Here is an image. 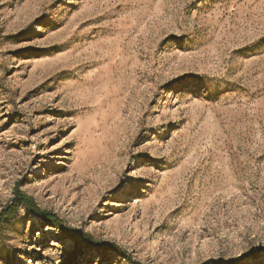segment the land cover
<instances>
[{"label":"rangeland","instance_id":"obj_1","mask_svg":"<svg viewBox=\"0 0 264 264\" xmlns=\"http://www.w3.org/2000/svg\"><path fill=\"white\" fill-rule=\"evenodd\" d=\"M18 188L101 246L21 204L0 264H264V0H0Z\"/></svg>","mask_w":264,"mask_h":264},{"label":"trees","instance_id":"obj_2","mask_svg":"<svg viewBox=\"0 0 264 264\" xmlns=\"http://www.w3.org/2000/svg\"><path fill=\"white\" fill-rule=\"evenodd\" d=\"M21 204L24 206V208L30 215H33L39 218L40 220L48 223L51 226H57L58 228H62V225H63L62 221L56 215L41 210L31 198H29L28 196L20 192L19 188L16 190V200L14 201L12 208L9 210V212H3L0 214V223L6 220H9L13 216H15ZM61 230L67 235H69V237L73 240L83 239L88 245L98 246V247L101 246L100 244L94 243L93 239L87 236L86 234H84V232L77 231V230H66L63 228ZM105 247L117 249L114 245H109ZM247 257L249 256H244L240 258L238 261H242L246 259Z\"/></svg>","mask_w":264,"mask_h":264}]
</instances>
